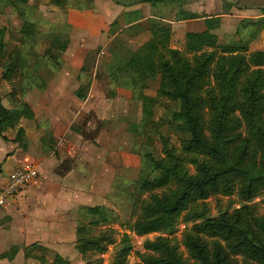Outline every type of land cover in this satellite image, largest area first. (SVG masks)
Returning <instances> with one entry per match:
<instances>
[{
	"label": "trees",
	"instance_id": "1",
	"mask_svg": "<svg viewBox=\"0 0 264 264\" xmlns=\"http://www.w3.org/2000/svg\"><path fill=\"white\" fill-rule=\"evenodd\" d=\"M1 1L5 4L0 6V11L12 6L23 21L19 30H12L18 41L12 49H7L6 28H1L0 54L6 58L2 77L11 81L19 76L15 88L25 97L32 87L46 88V81L40 75L43 68L54 71L62 68L70 37L65 32L37 28L36 12L45 0ZM47 1L62 9L84 10L95 5L94 0ZM137 1L156 5L174 0ZM130 14L131 11L124 13L125 23L133 21ZM179 15L199 16L183 10ZM149 24L153 37L132 56L125 41L115 36L107 45L111 60L102 70L115 82L126 70L123 63L128 61L134 98L142 99L148 79L157 78L156 106L166 99L175 103L176 108L166 110L164 122L153 126L160 139V154H155L150 134V144L144 145L140 152L139 176L116 185L140 206V214L129 229L136 235L172 234L181 217L193 223L183 235L193 263L184 258L173 237L160 234L144 241V251L136 252L135 264H239L233 259L238 256L249 261L246 264H264V216L256 215L250 204L256 197L264 198V49L248 48L264 18L249 21L244 28L246 34L238 40L223 43H217L212 32L220 27L221 17L207 18L206 30L185 35L184 50L171 45V23L149 18ZM45 41L47 45L40 51L38 47ZM97 52L89 50L81 66L80 79L84 75L89 79L76 89L79 98L87 96L92 80L89 70L95 63L90 61ZM12 93L15 94L14 89ZM20 96L17 105L9 108L2 102L0 93V134L4 138L7 136L3 132L17 126L21 118H34L33 109ZM162 126L177 136L178 144L162 131ZM24 132L20 127L15 140L20 141ZM235 192L243 203L232 213L220 211L212 216L200 209V202L212 193ZM119 222V214L107 205L80 209L75 246L84 264H104L103 255L117 242V237L119 241L110 264H127L134 246L127 231L119 235L114 228ZM21 248L26 257H30L31 251L45 252L36 255L34 263L22 264H69L59 254L49 261L47 247L40 243L13 245L0 253V259H13Z\"/></svg>",
	"mask_w": 264,
	"mask_h": 264
},
{
	"label": "rangeland",
	"instance_id": "2",
	"mask_svg": "<svg viewBox=\"0 0 264 264\" xmlns=\"http://www.w3.org/2000/svg\"><path fill=\"white\" fill-rule=\"evenodd\" d=\"M114 1L117 2V0ZM220 1L221 0H213V8L212 10H209V12L213 15L220 13ZM232 1L240 2L238 0ZM241 2L246 3L247 1L241 0ZM4 4V1L0 2V6H3ZM42 8L44 10H39L38 16L35 18L37 28L39 30L51 31L59 29L67 32L68 34L72 33V27L74 26L68 23L69 16L66 14L71 8L59 9L62 10V13L59 15L54 13L53 10H49L51 9V6H45ZM144 10L147 12L146 10L148 9ZM167 14L163 17H171ZM204 14L205 13L203 11V15ZM115 15L110 18L105 15V20L108 21L109 19V23L105 26L107 28H105L106 31L103 32L107 35L104 34L101 38L98 37L95 39L101 42L93 49L98 52L95 54V59L92 60L91 58L90 61L92 64L95 62L89 70V74H92L91 83L93 81V84L89 87L86 99L77 98L74 94L76 87L75 84H80L82 81L87 82L89 79V77L84 75L80 79V82L77 81V78L74 80L75 74H78L80 69L79 67H75L76 65L70 67L71 71L69 72V75L71 76L64 79L59 78L58 80L56 79V76L62 72H66V67L64 68L62 66L63 68L61 71L43 68L40 75L46 81L48 86L47 90L32 87L25 97L20 96L15 88L17 84L16 81L19 76L11 81L2 77L5 69L4 65L6 58H3L0 54V93L2 96V102L5 106L12 108L17 105L16 99L20 96L21 100L28 103L31 108L34 109L37 120H20V124L22 123L26 128L25 134L26 139H28L27 141H33V144L34 142L38 144V140L36 138L38 137L37 135L42 132L40 128H34L36 121H39L41 124V122H44L46 119L49 120V116H54L55 118L62 116L64 111L62 109L66 107L70 109L68 115H74L73 111H75V109L76 112L80 110L78 114L75 113L74 123L71 127V130L75 133H79V136L72 137V135H69V132L65 133L67 141L70 142L72 139L73 142H75L71 146V149H74V151L71 152L70 155L71 157H77V155L81 154L82 157H84L87 151L91 150L88 141H92L93 143L91 146L94 148V151L90 152L97 155V152L99 151L102 155L100 157H105L103 162L105 174H103L102 180H109L112 178L114 183H112L109 187L110 189L107 195H105L104 203H106L107 206L114 208L120 216V222L114 224V228L117 230L119 235L127 231L131 235L134 246V249L129 255L127 264H135L138 261L136 252L144 251L143 244L147 238L153 239L160 234L173 237L174 242L178 244V248L183 253L184 258H186L189 263H193V259L183 243V235L191 228L193 223L184 221L183 217L179 219L172 234H169L168 232H156L147 236H139L129 230L140 214V206L134 204L132 200L129 199L128 194H124L122 192L123 189L120 191V189L117 188L116 183L119 182L122 185L123 183L125 184L137 179L142 163V153L140 152L142 151L144 145L150 144V140L153 139L151 144L154 145L152 147L155 149V154H160L161 143L158 138V133H155L153 126L164 122L163 117L166 116V110L170 111L176 107L175 103L166 99L161 100V104L156 106L157 88L159 87V80L157 78L151 77L148 79L145 87L143 88L144 94L142 99L134 98L132 90L133 77L132 73L127 70L128 61L123 63L126 70L118 76L115 82H112L108 73H105L102 70L104 65L111 60V56L107 51V45L115 36L121 37L125 41V44L130 47V56L140 51L153 37V34L149 29V18L156 17H149L145 19L143 23L132 26H124L125 20L123 13L117 11ZM179 16L175 14V16H172V19L177 21L179 20ZM88 20L89 17L84 21ZM92 22H94L92 23V26L94 27H98V24L101 26L100 24H102L100 21L98 22V20ZM22 23L23 21L19 12L12 6H6L3 12L0 11V33H2L1 28L5 27L6 30L4 33V39L7 41V44L9 43V45H7V49H12L13 47L11 46L18 43L15 36L12 35V30H19ZM178 24L179 23H176L174 26L175 34L179 37L175 39L173 38L171 45L184 50V33L186 30L185 23L180 24L179 28L181 29L178 28ZM224 24L223 28L216 31L217 43L233 41L236 39V36L233 35L236 20H229ZM248 34L249 33H247V35ZM46 45L47 42L45 41V43L38 47V49L42 51ZM78 46H80V44H78ZM71 56L78 62L85 59L86 53L85 50L80 51L79 49H74L71 52ZM13 89L15 90V94L12 93ZM61 120L62 119L56 122L61 123ZM161 129L164 133L169 134V137L172 141H174V143L178 144L177 136L170 133L168 127L162 126ZM48 131L49 130H46L44 138L50 135V132ZM61 131H64L63 128ZM149 135L152 139H150ZM36 148L37 147H35V149ZM109 162H111V168ZM114 173L115 175L113 177ZM263 199V197L259 196L250 203L253 206L256 215L258 214L264 216ZM200 203L201 210H206L208 214L215 216L220 211H229L232 213L236 209H239L243 202L240 196L235 192L231 195L212 193ZM208 240L211 241L210 238H208ZM118 241L119 239L117 237V242ZM117 242L115 244H111L108 251L103 255L104 264L111 263L117 248ZM77 252L79 251L77 250ZM42 253L45 254L44 251L37 250L35 252L31 251L29 253L30 257H26L24 255L25 253L20 257H14L13 259L4 257L0 259V264H22L26 262L34 263L37 261L36 255H40ZM53 253L54 250L51 251L50 256H52ZM50 256H47L48 260H54V258ZM233 259L235 260V263H249V261L242 256L234 257ZM81 260L84 264L81 256L72 260L70 264H80Z\"/></svg>",
	"mask_w": 264,
	"mask_h": 264
},
{
	"label": "crops",
	"instance_id": "3",
	"mask_svg": "<svg viewBox=\"0 0 264 264\" xmlns=\"http://www.w3.org/2000/svg\"><path fill=\"white\" fill-rule=\"evenodd\" d=\"M238 1L240 2L221 0L220 13L215 15L209 12L213 8V0H174L156 5L148 1L137 0H121L120 3L114 0H94L95 5L92 9L80 10L71 8L66 14L69 16L68 23L74 26L72 27V33L68 34L59 29L51 30L65 32L70 37V44L63 55V67H66V72L57 75L56 79H64L71 76L69 72L72 66L76 65L75 67L81 69L80 66L83 65L85 59L77 62L71 56V52L74 49H79L80 51L85 50L87 54L89 50L97 47L101 41L95 39L101 38V36L106 34L103 31H106L107 28L105 26L109 23V19L108 21L105 20V15L110 18L117 11H120L123 15L131 11L129 17L133 21L125 23L124 26L143 23L149 17H156L162 21L169 22L173 30L171 42L173 38L179 37L175 34L174 25L176 23H179L178 28L180 24L185 23V39V35L188 32L206 30L207 18L220 16V27L212 31L215 39L216 31L223 28L226 21L236 20L233 35L238 40L241 35L246 34L244 28L249 25V21L264 18V0H246V3H242L241 0ZM230 2L233 4H230ZM45 6H51L49 10H53L58 15L62 13V10H59L62 8H58L45 0L40 3L36 16H38L39 10H44L42 7ZM144 9H148L146 10L147 12ZM181 10L198 13L199 16L193 18L181 17L179 16ZM165 14L171 17L164 18ZM175 14L179 16L177 21L172 19ZM88 17L89 20L84 21ZM96 20L102 23L100 24L101 26L99 24L98 27L92 26V23H94L92 21ZM253 28L251 29L253 30ZM248 48L250 51L264 49V24L260 26L255 36L249 40ZM80 69L74 77V80L77 78L79 82ZM80 84H75V95L76 89H78ZM92 84L93 81L91 86ZM47 87L46 84V88L43 90H47ZM76 97L79 98L77 95ZM62 110H64L62 116L55 118L48 115L49 120L46 119L41 122L43 126L39 121H36L34 128L42 130L41 134L39 133L36 138L39 146L35 142L33 144V141L28 142L25 132L20 141L15 140L20 127L26 130L24 125L20 124L21 121L17 126L8 128L3 132V135H6L7 138L0 134V186L8 181L18 166L34 164L38 170V178L33 183L11 198L6 206H0V253L10 249L13 245L23 246L40 243L47 247L48 257L51 251L54 250L53 255L50 257L54 258L59 254L68 259L70 264L72 260L81 256L75 246L80 209L87 206L107 205L104 203L105 195H107L109 187L114 181L112 178L102 180V176L105 174L103 165L105 157H100L102 155L99 151L97 155L90 152L94 151L91 146L92 141H88L91 150H88L84 157L81 154L77 155V157H71L70 153L74 151L71 146L75 142L72 139L70 142L67 141L65 133L69 132L72 137L79 136V133H75L71 130V127L74 123L75 113L78 114L80 110L76 112L75 109L73 111L74 115H68L70 109L67 107ZM35 114L34 111L33 119L37 120ZM22 119L28 118L23 117L20 120ZM60 119H62L61 123L56 122ZM62 128L64 133L61 131ZM46 130H49L50 135L48 134L49 136L44 138ZM35 147L37 148L35 149ZM109 164L111 168V162ZM112 169L115 172L113 167ZM114 175L115 173L113 177ZM22 254H24L23 248L17 253L16 258ZM80 264H83L82 260Z\"/></svg>",
	"mask_w": 264,
	"mask_h": 264
},
{
	"label": "built area",
	"instance_id": "4",
	"mask_svg": "<svg viewBox=\"0 0 264 264\" xmlns=\"http://www.w3.org/2000/svg\"><path fill=\"white\" fill-rule=\"evenodd\" d=\"M38 178V170L34 164L16 167L6 183L0 186V206H6L10 199L25 189Z\"/></svg>",
	"mask_w": 264,
	"mask_h": 264
}]
</instances>
